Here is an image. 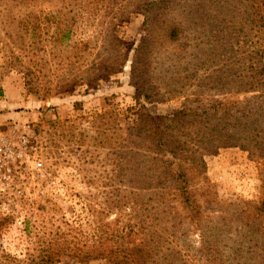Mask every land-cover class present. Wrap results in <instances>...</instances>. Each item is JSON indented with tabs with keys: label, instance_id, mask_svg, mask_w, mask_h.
<instances>
[{
	"label": "rangeland",
	"instance_id": "obj_1",
	"mask_svg": "<svg viewBox=\"0 0 264 264\" xmlns=\"http://www.w3.org/2000/svg\"><path fill=\"white\" fill-rule=\"evenodd\" d=\"M69 1L32 0L19 7L16 0H0V218L10 220L0 229V264H20L8 256L21 259L43 242L84 248L99 223L134 225L146 204L158 206L152 185L134 182L129 118L137 103L134 50L141 40L146 51L138 101L149 111L232 104L189 127L210 148L199 151L202 174L196 171L192 183L224 252L209 264H229L233 242L247 241L251 214L243 200L264 196V155L244 143L252 131L258 137L256 126L264 128V87L249 88L245 64L261 43L252 45L261 31L249 15L259 18L264 2L258 12L248 0H175L143 31L144 0H82L68 38L56 39L55 24L46 27L43 20ZM169 26L180 30V50L165 45ZM136 157L137 171L147 173L146 162ZM170 198L160 200L170 206L169 221L157 224L166 215L160 206L161 215L150 223L152 209L144 231L134 235L133 226L128 240L149 238L153 229L177 246L179 264H208L199 231L188 220L178 227L179 238L168 237L174 229ZM63 252L53 264H80L66 254L71 250Z\"/></svg>",
	"mask_w": 264,
	"mask_h": 264
},
{
	"label": "trees",
	"instance_id": "obj_2",
	"mask_svg": "<svg viewBox=\"0 0 264 264\" xmlns=\"http://www.w3.org/2000/svg\"><path fill=\"white\" fill-rule=\"evenodd\" d=\"M28 1L32 0H16L19 7L24 3H28ZM81 1L70 0L69 4L59 6L45 16L44 26L48 27L55 24L56 39L68 38L75 17L80 13L81 8L79 5ZM174 1L144 0L141 2L139 5L144 7L145 11L142 22L143 31H150V27L161 19ZM248 2V8L259 10L264 0H248ZM254 13L253 11L249 15L250 23L253 28H258L261 34L257 36L258 40L252 41V45L255 46L259 41L261 43L255 48H251L250 55L245 61L250 73L247 76L249 88L264 87V13H257L259 18H254ZM34 17L36 22L39 23L38 16L34 15ZM27 30L32 31L33 34L36 32V28L27 27ZM179 33L180 30L176 26L167 28L165 45L168 48L172 50L181 49L183 44ZM145 51V42L141 40L134 50V85L137 90V103L134 106V114L129 120L132 121L134 127V182L139 184L140 181L145 180L152 185L151 190L153 193L159 196L156 201L158 206L146 204L145 214H149L153 209L150 221L146 219L144 214L142 217H138L134 225L127 223V225L121 224L113 228H106L99 223L97 230L89 235L90 242L84 248L70 247L65 240L62 242L58 240L59 242L54 243H65L62 248L51 246L49 242H43L39 244L35 252H26L21 259H17L15 255L8 256V262L13 260L20 264H53L58 256L64 253L63 251L71 250L72 252H66V254L76 258L80 264H91L95 261H99L98 264H179V259L174 252V248H177V246L166 235H162V232L153 231L152 229L146 232V235L150 234L149 238L137 240L134 237V241L128 240L130 233L133 231V226L135 235L139 231H144L146 221L152 223L157 219L156 216L161 215L159 207H164V205L163 202L160 204V200L164 199V196H170V200L174 202V216L170 218V223L173 224L174 229L168 237L179 238L183 231L178 227L185 223V220H188L187 222L199 231V251L201 255H204V260L208 264L215 263L221 253H224L220 248L219 235L212 232L216 227V223L212 224L213 228L206 224L209 221L204 216V209L193 189L194 184H192L196 171L200 172L201 168L199 151L204 149L209 151L210 148H207V144H203L200 139H196L199 138V133L194 137L189 131V127L209 119L214 112L217 113L221 110L225 112L226 108H230L232 104L230 102V105H228V101H217L213 105L203 107L184 105L170 114H156L151 110L149 111L145 105L140 104L138 101L143 90V86L140 85L143 74L139 63L142 61ZM3 93V88L0 85V96ZM146 97L152 99L153 96L149 94ZM213 127L215 128V126ZM254 131L258 134V137L253 136V131L252 134L246 136V138L244 137V143L246 141L248 143L246 149L253 150L249 146L250 143H253V146L260 150L259 153L264 155V128L256 126ZM138 140L140 143L145 144V148L140 146V149H138ZM136 155H140L142 161L146 162L147 173L137 171L135 164L139 161H136L138 159ZM200 173L202 174V172ZM146 188L148 186L143 189ZM170 200L169 204L171 203ZM243 204L251 214L250 224L244 226L247 241L241 242L242 240H238L233 242L232 249L229 251L232 256L228 254L229 264H264V196L258 200L244 199ZM164 209L162 210L166 215L162 219H158L160 221L157 222L158 225L169 221L170 206L168 205ZM9 222L8 217H1L0 229ZM170 244L171 247H169Z\"/></svg>",
	"mask_w": 264,
	"mask_h": 264
}]
</instances>
